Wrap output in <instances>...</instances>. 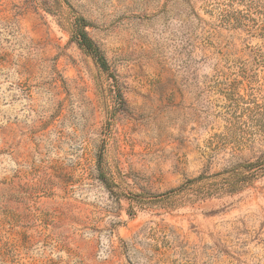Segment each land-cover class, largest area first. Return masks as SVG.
Masks as SVG:
<instances>
[{
  "label": "rangeland",
  "instance_id": "1",
  "mask_svg": "<svg viewBox=\"0 0 264 264\" xmlns=\"http://www.w3.org/2000/svg\"><path fill=\"white\" fill-rule=\"evenodd\" d=\"M0 264H264V11L0 0Z\"/></svg>",
  "mask_w": 264,
  "mask_h": 264
},
{
  "label": "trees",
  "instance_id": "2",
  "mask_svg": "<svg viewBox=\"0 0 264 264\" xmlns=\"http://www.w3.org/2000/svg\"><path fill=\"white\" fill-rule=\"evenodd\" d=\"M246 4L250 7H254L257 10L264 11V0H245ZM77 23L84 24V20L82 18L77 19ZM76 39L81 48H83L88 53H91L94 56V59L99 63L102 68H106V61L98 46L93 42L91 38L87 36V34L80 30L77 32ZM255 165L254 163L248 164V166ZM255 169H260L261 166H255Z\"/></svg>",
  "mask_w": 264,
  "mask_h": 264
}]
</instances>
